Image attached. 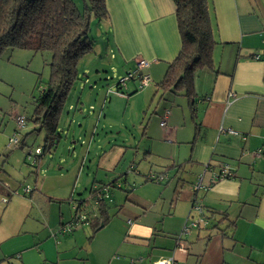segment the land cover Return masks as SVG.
<instances>
[{"label":"crops","instance_id":"obj_1","mask_svg":"<svg viewBox=\"0 0 264 264\" xmlns=\"http://www.w3.org/2000/svg\"><path fill=\"white\" fill-rule=\"evenodd\" d=\"M105 2L110 16L106 26L108 39L114 46L113 49L109 46V52L113 58L118 54L127 71L135 68L137 58L148 60L143 71L149 75V82L144 87L156 85L181 46L174 2ZM208 2L216 45L212 50V67L196 72L197 125L194 126L191 120L192 128L178 126L177 112L172 107L170 114L168 110L163 112L165 124L160 126L159 123L157 132L149 127L150 122L145 129L143 122L140 123L139 138L132 140L130 147L113 144L101 149L103 145H98L100 139L93 141L95 129L89 128L85 132L89 137L80 140L81 147L74 153L78 156L77 162L62 158L60 162L63 163H58L57 172L43 168L45 154L54 151L57 145L39 153L29 150L24 155L23 163L31 166L27 177L21 169L18 179L5 170V166L0 167V200L8 204L3 213L13 209L15 204L11 200L15 197L27 207L21 224L10 220L0 229L2 264L7 258L8 264H73L75 249L79 248L78 244H83L78 241L82 240L81 233L79 235L76 228L69 233H59L62 237L71 234L66 239L55 233L62 223L72 218L74 204L88 202L92 182L107 183L117 178L120 187L111 189L110 193L125 189V202L134 175L145 178V182L156 183L147 181V174L165 171L169 175L165 181L182 172H187L192 179L191 188H186L185 182L178 179L176 198L173 204L170 203L172 209L168 207L165 213L156 212L149 216L148 209L142 207L146 200L138 195L136 202L134 199L130 202L136 208L130 213L122 212L123 218L125 214L133 218L126 221L116 219L120 222L112 225L115 217L111 216L92 236H87L90 245L101 229L110 226L109 237L104 236L109 240L107 243L104 240L105 245L99 241L98 248L99 253L103 251L106 256L107 264H155L164 259H171L172 264H264V154H257L258 149L264 148V0ZM132 81L131 94L139 85L135 79ZM155 90H146L152 100L158 95L154 94ZM105 101L102 94L101 111ZM174 102L176 100L170 104L174 106ZM175 107H180L182 118H186L183 105L177 103ZM111 142L104 140L106 145ZM136 156L140 158L135 162ZM88 158L85 175L88 177L91 173L94 176L89 178L86 194L75 198L74 191L79 186L77 178L82 176V167ZM180 164L181 167H177ZM222 164H228L234 174L216 180L212 172ZM130 165H134V170ZM172 165L174 168L167 171L166 168ZM22 178L24 184L33 189L19 195L15 181ZM199 179L201 188L195 190L193 184ZM49 183H52V190L56 193L51 192L55 195L47 193L45 187ZM24 184L20 185L22 189ZM51 198L59 203L52 211ZM46 199L50 204L45 202ZM38 200L47 209L38 206ZM179 200L184 201L182 205ZM63 201H68V206ZM110 202L113 201L106 202L109 216ZM33 204L36 210L30 213ZM195 204L202 207V215L222 214L216 216L224 217L219 223L224 231L218 232L210 224L201 229L189 226L190 219L198 214L193 207ZM85 225L92 232L88 223L79 226ZM184 226L188 227L187 234H182ZM82 233L85 234L83 230ZM178 238L186 245V252L178 250ZM70 251H74L73 255H68Z\"/></svg>","mask_w":264,"mask_h":264},{"label":"rangeland","instance_id":"obj_2","mask_svg":"<svg viewBox=\"0 0 264 264\" xmlns=\"http://www.w3.org/2000/svg\"><path fill=\"white\" fill-rule=\"evenodd\" d=\"M74 1V3L78 6L81 5V0ZM96 26L97 23H93L91 26V37L95 43V51L94 53L85 56L78 65L80 67V79L74 85L65 103L66 105L61 116L59 128L61 138L57 141L58 143L56 149L45 154L46 160L43 162V168L48 171L57 172L58 163H63L62 161L60 162L62 158L66 159L68 162L71 160L77 162L78 156L74 153L79 147H81L80 140H84L89 137L88 134H85L86 130L89 128L95 129L93 141L100 139L98 141L103 143L100 144L98 142V145H103L100 146L102 149V147H109L113 144H125L127 147H130L132 140L137 141L139 138L140 128L138 125L142 122V126H146L150 122L149 127L157 132L160 128L158 124L161 120H163V112L168 110L170 114L172 107L176 110L175 112H177L175 117L176 121L179 122V124H177L178 126L183 125L186 128H192L193 126V124H191V119L189 118L190 113L188 112L189 110L186 99H184L185 97L183 95H176L177 93L167 92L163 99H160V101L157 100V95L152 100L151 96H149L150 92L147 91L146 93V90H150V88L155 89L154 84H151L148 87L149 89H145V86L143 89H138L136 92L131 94L130 92L132 90L130 88L132 87L133 82L131 79L126 81L125 88H121V91L125 93L124 96L118 97V95L112 93L107 95L101 114H99L100 116L97 119L96 114L100 112L99 102L102 94H104L106 88H115V84L123 78L127 70L115 51L112 52H114V54L116 53V56L113 59L110 58V54L108 52L109 50L104 46L102 40L103 36H99L98 27ZM109 43L110 48L113 49L114 46L111 41ZM50 57L51 54L49 51H28V49H6L0 55V167L5 166L4 169L9 171L11 175L13 174L12 176L18 179L21 175L20 169L26 173L24 174L26 177L31 170V166L23 163V159L25 157L24 155L29 152V150H32L33 152L36 146H42V133L30 131L32 128H37V126H34L32 119L30 120V117L33 114L35 107V97L46 85L48 81L47 79H49L50 67L48 66ZM137 80L138 79L136 78V83L138 82ZM91 85L94 87L90 88ZM97 92L98 95L96 96ZM78 98L81 99L82 105L81 110L75 115L74 110L69 109L68 106L70 104L74 105ZM173 100H176V102H174V106L170 104ZM177 103L183 105V111L186 114V118H182L181 113L179 112L180 107H175ZM143 107L145 109L147 108L146 112ZM17 116H23V118L26 119L22 128L18 127L15 119ZM79 123L83 125V130L81 131L77 129L79 128ZM168 124L169 121L167 120L166 125ZM25 128H28V130ZM17 130L19 132L18 138H23L26 135L23 140V145H9L8 143L10 138L13 137L14 132ZM28 132L29 134L27 135ZM79 135H81L80 139H78ZM105 139L106 142L110 140L112 141L110 145H106L104 143ZM67 146H70V148L67 149ZM71 147L74 148V152ZM91 156L89 158H91ZM89 158L86 160V164L82 167V176L77 178V184L79 186L76 187L74 191L75 198H78L79 194H86L85 187L90 182L89 178H93L94 176L91 173L88 174V177L85 175L88 171L87 165ZM138 158L140 157H135V162ZM186 173L187 172H182L181 174L171 175L169 181L164 180L162 183H148L145 182V178L134 175V180H131L130 182L132 183L134 181V183H132V189H130V192L127 193V201L124 202V197L127 192L125 189H122V191H114L111 195V201L113 202H110L112 203L110 216H112V218L115 217L112 221V225L118 221L116 219H124V221H126L128 218L132 217L131 215L125 214L123 218L122 212L125 211L130 213L131 209L133 210V208H136L132 207L133 205H131L130 202L133 199L136 202L139 199V197L136 198L138 195H140L142 199L146 200L142 207H146V209H148L147 214L149 216L154 215L156 212H167L168 207H171L170 203L173 204L175 201L174 199L176 198L177 193V190L175 191V186L177 185L176 183L178 179L185 182L186 188H191L190 183L192 179L190 178V175H187ZM22 180L24 179L22 178L21 180L15 181V187H19V195H22V186L20 185L25 182ZM45 188L47 193L55 195L53 193H56V191L52 190L54 189L52 183L47 184ZM51 191L54 192L52 193ZM16 198L17 197L12 198L11 200V203L15 204V208L13 207V209L7 213H3V210L8 204L6 205L0 200V218L2 217V219H0L2 220V223H0V229L10 220L11 222L17 221V223H22L21 220L27 211V207L23 201H19ZM51 199L50 208L52 211L54 208L58 207L59 203L58 201L56 203L54 198ZM40 200L37 202V204H39L38 206L42 209H47V206L46 208L45 206H41L43 204L40 203ZM47 200L48 199H46L45 202L48 203ZM63 202V204L68 206V201ZM183 202L184 201L182 200L178 201L181 205ZM34 210L36 209L33 204V208H31L30 213ZM34 213L36 214V212ZM166 215L167 213L165 214V217ZM87 228V225L76 228L79 235L81 233L82 237V240L79 239L78 241L83 244H78L79 248L75 249V252L77 251V253L73 256V264H107L106 256L102 254L103 251L99 253L98 248L99 241L103 244L105 240L104 236L109 237L110 226L105 229H101V231H99L94 238L95 240L92 241L93 243L90 245L86 239L87 236H92V232ZM82 230L85 234L82 233ZM55 234L59 238L65 237V239L71 236V234H65L66 236L62 237V235H60L57 231ZM107 240H105V243H107ZM86 242H88V247H85ZM72 253H74V251H70L68 255H71ZM0 264L2 263L0 262Z\"/></svg>","mask_w":264,"mask_h":264},{"label":"trees","instance_id":"obj_3","mask_svg":"<svg viewBox=\"0 0 264 264\" xmlns=\"http://www.w3.org/2000/svg\"><path fill=\"white\" fill-rule=\"evenodd\" d=\"M105 1L81 0V5L78 6L74 3V0H0V55L6 49L49 51L51 54L48 66L50 67L49 79L35 97V107L30 117L34 126H37V128H32L30 131L42 133L43 135L42 146L36 147L40 148V152L54 148L61 138L59 128L65 103L74 85L80 79V67L78 65L85 56L95 51V43L91 37L93 23H97L99 36H103L104 46L109 50V31L106 26L110 16ZM172 1L175 5L176 24L180 34L181 46L177 56L167 64L161 80L156 83L154 94H158V101L163 99L167 92L183 95L186 99L190 118L195 126L197 125L195 124L197 94L194 86L196 72L212 67V50L216 45L214 35H212L213 25L208 10L210 6L208 0ZM109 54L110 58L113 59L111 52ZM133 71H135V68L127 71L124 76ZM139 75L140 73L130 76L129 79L124 81L123 85L118 81L115 88H106L104 100L111 93L125 95L121 88H125L126 81L130 79L137 78L139 83ZM93 87L90 86V88ZM140 88L142 87L138 85L135 91ZM81 105V99L78 98L76 103L74 105L70 104L68 108L73 109L76 115L81 110ZM144 111L146 112V110ZM98 114H101V106ZM98 118L99 116H97ZM23 119L25 124L26 119ZM164 119L165 116L163 115V120L159 123L164 122L165 124ZM82 126L81 123L78 124L79 128H82ZM18 133L17 130L13 134L17 141L10 144L21 145L23 143L26 135L23 138H18ZM191 144H193V141ZM29 155H31V152ZM181 165L177 167H181ZM130 166L131 170H134V165ZM172 168H174L173 165L167 167L166 170ZM150 174L160 175L159 173L150 172L147 174V181L161 183L168 178L155 179L151 178ZM116 181L117 178L107 183L92 182L88 202L81 201L77 203L72 218L62 223L57 232L59 233L60 228L71 221L75 223L74 229L80 224L88 223L91 226L92 233L96 232L100 226L105 225L111 217L108 213L109 206L106 203L112 199L111 189L120 187V183ZM196 183L197 181L193 186ZM22 193H24L23 189ZM200 209L199 212L195 210L198 214L193 218H203L204 221L199 222L194 227L201 229L210 224L211 228L216 229L218 232L224 231L219 227V223L224 221V217L218 218L216 216V214H222L211 212L209 215L205 213L202 215L201 206ZM80 214H85L86 219L81 220L78 217ZM74 229H71V231ZM5 262L6 264L9 263L8 258Z\"/></svg>","mask_w":264,"mask_h":264},{"label":"built area","instance_id":"obj_4","mask_svg":"<svg viewBox=\"0 0 264 264\" xmlns=\"http://www.w3.org/2000/svg\"><path fill=\"white\" fill-rule=\"evenodd\" d=\"M149 61L144 59V58H137L136 59V66H135V71L133 72H130L128 73L126 76H123V78L119 81L122 85L124 84V81L126 79H129L130 76H134L136 74H139L140 73V79H139V87H143V86H146L149 82V75H147V73H145L143 70L144 68H146L148 66V63ZM118 96L119 95H123L122 93H117ZM16 121H17V124H18V127H23L24 125V119H23V116H17L16 118ZM164 122H161L160 125H163ZM230 132H232L230 130ZM17 141V138L16 137H12L10 138L9 140V143H15ZM35 153H39L40 152V148H36ZM257 154H264V148L263 149H258L257 151ZM232 169L230 168V166L228 164H222L220 166V168L216 171V172H212L213 174V178L214 179H222V178H229L231 176H233V173H232ZM155 174H150L149 176L151 178H157V179H165L168 177L167 173H162L158 176H154ZM201 182H200V179L198 180V182L193 186L195 190H198L200 189L201 187ZM31 187H29L28 185L24 186L23 188V192L24 193H28L29 191H31ZM77 206V204H74V208ZM194 209L197 210L198 212L201 210L200 209V206L199 205H195L194 206ZM81 220H84L86 219L85 217V214H80L78 216ZM203 218H191L190 221H189V226H196V224H198L199 222H203ZM206 222V221H205ZM75 227V223L74 222H70L68 224H65L64 226H62L59 230V233H62V232H67V231H71V229H74ZM187 228L186 226H184V228L182 229V234H187ZM177 242V247H178V250H182L184 252H186L188 249L186 247V245H184L181 241V238H178V240L176 241ZM155 264H172V260L171 259H164V260H161V261H158L157 263Z\"/></svg>","mask_w":264,"mask_h":264}]
</instances>
